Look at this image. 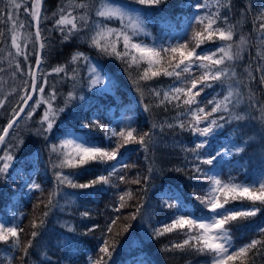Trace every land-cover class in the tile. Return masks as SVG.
<instances>
[{
    "label": "trees",
    "instance_id": "1",
    "mask_svg": "<svg viewBox=\"0 0 264 264\" xmlns=\"http://www.w3.org/2000/svg\"><path fill=\"white\" fill-rule=\"evenodd\" d=\"M21 3V8L16 13V18L25 23L24 28H18L17 31L23 36L24 33L32 32V18L24 11L25 0H17ZM76 3L89 4V25L91 26L95 16V10L98 0H75ZM184 0H166L158 6L152 7L155 12L163 13L167 10L181 6ZM61 6H71L70 0H43V14L48 17L40 24L42 36H47V47L42 51L41 69L44 73H51V70L57 66H67L71 72L73 68L78 70V79L76 81L64 78V73L56 75L52 73L48 76V85L45 86L44 95L47 96L54 87L57 93L55 105L65 106V99L69 91H73V99L65 112L59 117L56 127L51 137L45 140L36 135V129L40 127L38 121L41 119L44 105L29 118L25 111L22 118L16 122L13 129H10L9 135L5 137L6 141L13 145H19L15 149V158L25 157L24 164L19 162L20 170L8 172V175L0 179V209L8 207V203L14 199L21 198L20 180L28 176L29 171L38 175L43 182L42 191L27 203H23V213L19 217L17 225L22 228L20 232V247L12 249L9 244L0 243V264H92L98 258L97 249L101 242L102 233L111 219L118 217L115 225L112 226V233L108 234L109 244H116V250L113 254L110 264H131L139 250L147 256L144 258L146 264H198L208 259V254L196 252L193 249L184 251L172 248L174 242L179 243L185 237L179 231H174L163 236L156 237L153 230L161 227L164 223H169L174 210L167 209L165 202L174 203L172 195L165 197L158 192L162 185L167 184L171 192H177L189 208L196 214H205L203 206L195 200L193 193L202 195L203 190L207 188L208 181L194 180L189 177L192 175L193 165L199 163L194 158V154L183 149L194 148V134L189 130H182L178 126V121L187 122L190 116L178 115L184 111L183 108L175 107V103H165L159 105V99L163 97V90L174 83L173 78L161 75L147 83L141 82L144 94L141 96L137 91V84L134 82L137 75L136 70L125 71V65L115 57L102 55L96 48L90 46L88 37L91 31L85 29L79 34V38L74 36L71 40L63 42L58 31L53 29V13L58 12ZM214 12L217 6L214 3ZM31 9V3L27 4ZM12 6L9 0H0V16L6 11H11ZM80 11V10H77ZM220 15L227 16L228 23L235 25V35L233 44H238L240 37L245 38L241 59L235 62H227L234 69L235 77L226 80L225 83L237 82L240 86V94L246 101V107L235 105L234 115L244 116V120L236 121L232 128L233 142L238 143V147H243L244 151L236 153L235 150L226 159L221 162V178L229 180L234 177L236 182H241L247 174L264 171V113L260 111L264 105V83H261V76L264 75V37L259 32V25L264 22V0H230V8H220ZM58 18V17H57ZM112 28H119L120 22L117 20L103 21ZM219 23V22H218ZM220 26H223L221 24ZM12 24L0 20V129L4 126L8 115H12V110L17 109L21 104L20 97L28 93L30 76L27 75L28 64L24 62L23 56H15V48L12 47ZM202 30V25L198 31ZM215 40V42H217ZM24 46V41H19ZM192 42L197 44L195 37ZM201 44L203 46L208 43ZM156 46L168 47L162 39ZM32 43L27 44V51H31ZM118 50H122V42L118 45ZM214 50V49H212ZM79 51L99 59L107 68L112 69L122 82L130 86L138 95L141 103L149 106V110L143 115V124H134L138 134L151 132L152 143L149 145L147 153L139 144L132 143L136 150L135 158L128 162L129 167L124 171L118 172L116 176L111 177L109 185L97 184L87 189L72 188L67 184L59 185L55 181L54 170L51 161L56 160L55 155L50 156L49 144H57L56 137L61 128L66 123H79L76 116L85 118V112L88 108L89 99L102 101L106 98L94 87H91L88 77L85 75V63L79 61L71 64L74 52ZM11 53V54H10ZM35 61V55L29 57L32 66ZM167 56H165V66ZM19 62L22 72H15L14 66ZM147 67V65H142ZM201 71V70H200ZM199 71V74H200ZM251 71L252 77L248 72ZM27 81V84H25ZM75 84V87L73 85ZM161 89V97L156 98L149 93V89ZM212 91L222 96L224 92V83H216ZM83 97V99H81ZM251 97V99H250ZM40 98L38 92L35 93L30 105L34 104ZM183 99V98H182ZM159 105V106H158ZM253 105H255L253 107ZM174 126L168 128L166 123ZM157 125L152 128V125ZM165 126L161 129L160 125ZM104 137V133L99 129L90 130ZM115 139V138H113ZM6 147V146H5ZM3 151L0 150V154ZM205 149L200 150L202 157L207 154ZM147 157V158H146ZM16 163V162H14ZM110 165L90 164L79 169H56L63 171L64 174H71L75 183L90 182L100 175H107ZM200 167L207 171L208 165L201 164ZM181 168L184 171L177 172L175 169ZM151 169V171L149 170ZM123 175L125 179L121 181L119 176ZM144 177H148L145 181ZM139 178L140 183H134ZM19 182V183H18ZM56 192L53 198L55 207H52L49 215L44 216L48 211L45 205L48 204L50 194ZM124 193H131V198L125 197V207L119 212L114 209L120 203L119 196ZM250 205L248 201L232 202L229 205ZM140 211L137 213V207ZM258 207H264L257 205ZM14 211V208L12 209ZM87 211L88 217L81 214ZM132 214H136V219H132ZM253 219L242 220L231 224L230 232L235 243L254 239H262L258 232L257 224H244ZM44 220L41 227L40 221ZM33 222L37 228H33ZM92 225H99L95 231H87ZM125 231L126 226H129ZM69 227L74 231H69ZM38 231V235L33 238L31 233ZM133 237L137 238L134 245ZM32 241V247L28 248V254L25 256L24 248ZM259 247V246H258ZM236 264H240L236 261ZM246 264H264V251L251 250L246 258Z\"/></svg>",
    "mask_w": 264,
    "mask_h": 264
},
{
    "label": "snow or ice",
    "instance_id": "2",
    "mask_svg": "<svg viewBox=\"0 0 264 264\" xmlns=\"http://www.w3.org/2000/svg\"><path fill=\"white\" fill-rule=\"evenodd\" d=\"M9 2L12 10L6 11L3 16H0V20L12 24L11 42L12 47L15 48V56H23L24 62L28 64L27 75L31 78V84L28 87L31 92L40 94V98L34 104L29 105L28 101L32 99V95L27 94L26 89V94L21 96L20 100L23 105L29 108L26 113L29 118L41 105H44L41 119L38 121L40 127L36 129V135L48 140L57 125L60 115L65 112L70 102L76 98L74 92L69 91L65 99V106H56L57 93L54 87L47 96L44 95L45 86L48 85V76L52 73L56 75L64 73V78L76 81L78 79V70L73 68L69 72L67 66H57L51 70V73H44L41 69V52L48 46V37L42 36L40 24L43 20H47L48 17L43 14V0H25L24 11L32 18L35 31L34 33H24L23 36L17 29L24 28L25 23L16 18V13L22 5L17 0H9ZM164 2L166 0H135L137 4L149 7L158 6ZM214 2L217 6L215 12H207L203 16L195 17L196 22L202 25V30L195 31L194 37L197 44L195 48L191 49L186 43L163 47L146 44L142 40H135V37L148 35L143 27V19L135 10L129 11L125 7L109 3L108 0H101L99 7L95 10V16L98 19L94 20L91 26L89 25V4L76 3L75 0H70L71 6H61L58 12L52 14L54 18L53 29L48 31H58L63 42L71 40L74 36L79 38V34L85 29L91 31L92 34L88 37L90 46L96 48L102 55L115 57L120 60L125 65V71L129 72L130 78L131 70L133 68L136 70L137 75L134 82L137 84V91L140 92L141 96L144 94L143 88L140 87L141 82L147 83L161 75L173 78L174 83L167 90H163V97L159 99V105L176 102L175 107L184 109L178 115L190 116L187 125L184 121H178V126L182 130H189L194 135L205 138L196 143L194 148H185L183 150L192 152L195 160L199 162L193 165L192 175L189 178L208 181V187L203 190L202 195L193 193L195 200L206 211L203 216H197L189 212L186 206L179 202V198H177L176 203L165 202L164 206L167 209L174 210L173 216L169 223H164L161 227L155 228L153 230L154 235L159 237L179 231L185 238L179 243L174 242L172 244L173 249L184 251L187 248L202 254H208L211 257L210 264H236V261H239L240 264H246V258L251 250L264 251V227L258 229L262 239H253L237 248L233 243L229 226L233 223L250 219L261 212V207L257 205L264 206V176L249 183H238L234 177L224 181L218 175H209L208 171L200 167L201 164L214 166L218 158L232 154L229 149L225 148L223 153L217 150L214 154L209 153L202 157L200 150L210 147L207 138L213 137L219 130L224 128L225 124L231 123L232 120H244V116L233 114L235 105L240 103V97L239 93L230 84L227 93L223 95L222 99L218 98L220 94L217 93L212 99L206 101V105H213L210 111H206V105L201 106L204 101L198 99L206 89L213 88L216 83L223 84L226 80L235 77L234 69L227 62H235L241 59V52L245 44L243 36L240 37L238 44H233L236 26L228 23L229 18L227 16L222 17L220 15V8H230V0H214ZM28 3H31V9L27 7ZM208 6V0L195 4L197 11ZM112 20L119 21L120 27L112 28L103 23V21ZM221 24L223 26H220ZM259 32L264 37V22L260 23ZM21 39L24 41L23 47L19 42ZM217 39L225 43L216 50L200 53L196 51V48L200 47L201 44L215 42ZM29 42L32 43L31 51L26 50ZM121 42L122 50H118V45ZM32 55H35V67L28 63L29 57ZM165 56H167V66H165ZM79 61H83L88 66L89 72L94 77L90 79L91 87L103 83V78L99 74V66L93 64L90 57L86 56L85 53L76 51L69 63L76 64ZM142 65H147V67H142ZM194 69L201 70L200 74L197 75ZM15 72L23 73L19 62L14 66V74ZM248 75L252 77L251 71L248 72ZM261 83H264V75L261 76ZM25 84H27V81H25ZM73 87H75V84ZM161 91L158 88L149 89V93L156 98L161 97ZM2 104L3 102L0 101V105ZM144 108L145 111L149 110L148 105H144ZM260 111L264 113V105L261 106ZM23 112L24 107H20L19 110L13 109L7 126L0 129L3 132L0 135V150L4 153L0 155V179L8 175L15 159V149L19 147V145H13L6 141L5 137L9 135V129L14 128L17 118ZM75 118L79 122V128L83 135H76L65 127L59 143L49 144L48 146L50 156H56V160L51 161V166L54 170L55 181L59 185L67 184L72 188L79 189H87L97 184L109 185L111 177L116 176L118 172H122L129 167L122 160L123 153L121 149L126 148L129 144L136 143L141 146L145 153L149 151V145L152 143L151 132L138 134L136 129L130 125L117 131L115 128L104 125L95 117L83 118L76 116ZM165 123L168 128L174 126L171 123ZM164 126V124H161V129ZM156 127L157 125H152V128ZM85 129H99L103 132L107 146H101L100 143H97L92 138L91 132L84 131ZM243 151V147L235 148L236 153ZM113 161L116 163L110 164ZM93 163L110 165L107 175H100L90 182L75 183L71 174L55 171L56 169L62 170L64 168L79 169ZM149 170L151 171V169ZM175 171L181 172L184 170L177 168ZM119 179L123 181L125 177L121 175ZM147 179L148 177H144L145 181ZM133 182L140 183V180L137 178ZM29 187L32 190H40L41 188L35 182H32ZM55 195L56 192L50 194L48 204L45 205L48 208V211L44 213L45 217L49 215L52 207H55L53 202ZM126 196L131 198V193H124L119 196L120 203L114 211L119 212L120 209L125 207ZM237 201H248L251 206L247 208L228 207L230 203ZM140 207H137L136 214L139 213ZM136 214H132L133 220L136 219ZM81 215L88 217L89 213L85 211ZM117 219L118 217L111 219L103 231L101 242L97 249L98 258L92 264H110L116 250V244L110 245L107 237L109 233H112V226L116 224ZM43 224L44 220H41L40 226L42 227ZM37 227V224L33 222V228ZM128 227L130 225L126 226L125 231L128 230ZM97 228H99V225H92L87 231L92 232ZM22 231L23 229L16 224L6 226L5 223L0 222V243L7 245L9 241H12L10 247L19 249V234ZM69 231H74V229L69 227ZM38 234V231H33L31 236L35 238ZM30 247H32L31 240L24 248L25 256L28 254V248ZM9 264H11V261H9Z\"/></svg>",
    "mask_w": 264,
    "mask_h": 264
},
{
    "label": "rangeland",
    "instance_id": "3",
    "mask_svg": "<svg viewBox=\"0 0 264 264\" xmlns=\"http://www.w3.org/2000/svg\"><path fill=\"white\" fill-rule=\"evenodd\" d=\"M108 2H109V3L116 4V5H119L117 2H115V1H113V0H108ZM119 6H120V5H119ZM100 76H101V77L103 78V80H104V77H103V75H102V74H100ZM106 87L108 88V86H106ZM108 89H109V88H108ZM0 222H2V221H0ZM3 223H5V222H3ZM5 225H6V226H9V225H8V224H6V223H5Z\"/></svg>",
    "mask_w": 264,
    "mask_h": 264
},
{
    "label": "water",
    "instance_id": "4",
    "mask_svg": "<svg viewBox=\"0 0 264 264\" xmlns=\"http://www.w3.org/2000/svg\"><path fill=\"white\" fill-rule=\"evenodd\" d=\"M34 31H35V26H34Z\"/></svg>",
    "mask_w": 264,
    "mask_h": 264
},
{
    "label": "bare ground",
    "instance_id": "5",
    "mask_svg": "<svg viewBox=\"0 0 264 264\" xmlns=\"http://www.w3.org/2000/svg\"><path fill=\"white\" fill-rule=\"evenodd\" d=\"M28 109V108H27Z\"/></svg>",
    "mask_w": 264,
    "mask_h": 264
}]
</instances>
